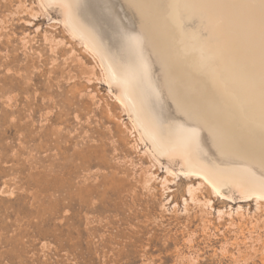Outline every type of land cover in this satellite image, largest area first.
Wrapping results in <instances>:
<instances>
[{"label": "rangeland", "instance_id": "1", "mask_svg": "<svg viewBox=\"0 0 264 264\" xmlns=\"http://www.w3.org/2000/svg\"><path fill=\"white\" fill-rule=\"evenodd\" d=\"M36 1L0 0V264H264V198L212 195L184 175L162 194L179 159L152 168L60 6ZM23 2L37 16L12 15Z\"/></svg>", "mask_w": 264, "mask_h": 264}, {"label": "bare ground", "instance_id": "2", "mask_svg": "<svg viewBox=\"0 0 264 264\" xmlns=\"http://www.w3.org/2000/svg\"><path fill=\"white\" fill-rule=\"evenodd\" d=\"M37 1L44 13L60 6L59 23L129 116L133 146L149 142L152 168L179 159L178 170L166 166L175 177L163 179L162 194L184 175L203 178L212 195L264 198V0ZM18 5L12 15L39 12ZM154 179L148 168L142 185L152 190ZM199 188H187L191 200Z\"/></svg>", "mask_w": 264, "mask_h": 264}]
</instances>
